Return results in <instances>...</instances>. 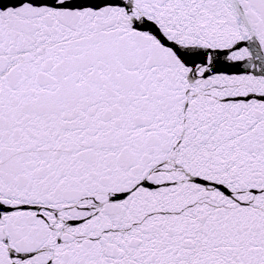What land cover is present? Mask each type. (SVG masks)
<instances>
[{
  "label": "snow or ice",
  "instance_id": "obj_1",
  "mask_svg": "<svg viewBox=\"0 0 264 264\" xmlns=\"http://www.w3.org/2000/svg\"><path fill=\"white\" fill-rule=\"evenodd\" d=\"M0 264H264V0H0Z\"/></svg>",
  "mask_w": 264,
  "mask_h": 264
}]
</instances>
